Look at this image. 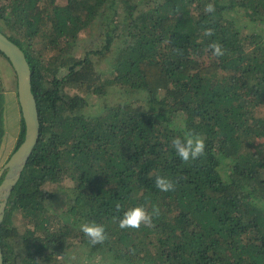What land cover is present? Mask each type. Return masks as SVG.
I'll return each mask as SVG.
<instances>
[{
    "label": "trees",
    "instance_id": "obj_1",
    "mask_svg": "<svg viewBox=\"0 0 264 264\" xmlns=\"http://www.w3.org/2000/svg\"><path fill=\"white\" fill-rule=\"evenodd\" d=\"M263 30L264 0H0L40 123L4 207L3 264H264ZM186 131L205 150L184 163L171 141ZM136 206L158 208L153 226L120 229ZM85 223L107 239L90 244Z\"/></svg>",
    "mask_w": 264,
    "mask_h": 264
},
{
    "label": "water",
    "instance_id": "obj_2",
    "mask_svg": "<svg viewBox=\"0 0 264 264\" xmlns=\"http://www.w3.org/2000/svg\"><path fill=\"white\" fill-rule=\"evenodd\" d=\"M0 51L9 60L16 77L17 98L24 121L23 138L0 168V224L7 197L39 136V114L31 89V71L20 46L0 31ZM0 264H3L0 243Z\"/></svg>",
    "mask_w": 264,
    "mask_h": 264
},
{
    "label": "clouds",
    "instance_id": "obj_3",
    "mask_svg": "<svg viewBox=\"0 0 264 264\" xmlns=\"http://www.w3.org/2000/svg\"><path fill=\"white\" fill-rule=\"evenodd\" d=\"M205 11L212 13L215 11L213 4L209 3L205 6ZM205 36L213 35L211 28L204 30ZM211 53L215 57H221L225 54L222 46L219 43H212L209 45ZM174 51H176L174 49ZM171 146L174 149L176 155L182 162L187 163L190 160H196L204 155L205 142L204 139L198 134H194L191 131H186L184 137H176L171 141ZM155 186L162 192H168L174 190V184L167 178L157 175L155 178ZM2 205V204H0ZM117 210L120 209V205H117ZM158 215L159 210L157 207H153V213H148L143 207L136 206L129 208L123 212L122 217L118 221V227L120 229H139L143 224L146 227H152V215ZM81 232L88 238V241L92 245L103 243L106 239L105 229L101 225L94 223H85L80 226Z\"/></svg>",
    "mask_w": 264,
    "mask_h": 264
},
{
    "label": "crops",
    "instance_id": "obj_4",
    "mask_svg": "<svg viewBox=\"0 0 264 264\" xmlns=\"http://www.w3.org/2000/svg\"><path fill=\"white\" fill-rule=\"evenodd\" d=\"M14 76L15 73L12 66L7 70L6 66L2 65L1 62L0 63V168L7 160L9 155L13 152L12 150L16 143L15 142L16 133L18 132L17 128L19 127L18 115H19V111L21 113V108L19 102H18V106L15 103L16 100L15 97H17V89H16V81H14Z\"/></svg>",
    "mask_w": 264,
    "mask_h": 264
},
{
    "label": "rangeland",
    "instance_id": "obj_5",
    "mask_svg": "<svg viewBox=\"0 0 264 264\" xmlns=\"http://www.w3.org/2000/svg\"><path fill=\"white\" fill-rule=\"evenodd\" d=\"M263 33H264V30H263ZM0 59H1L0 61L2 62V65H5L6 69L8 70L10 68L9 61H7V59L3 55H0ZM1 67H3V66H1ZM45 186L47 188H49L50 190L56 189V185L54 183H47ZM57 197H58V202L53 204V210L55 212H60L61 210L65 209V207H66V204H65V201H64L65 195L62 194V193H59V195H57Z\"/></svg>",
    "mask_w": 264,
    "mask_h": 264
}]
</instances>
